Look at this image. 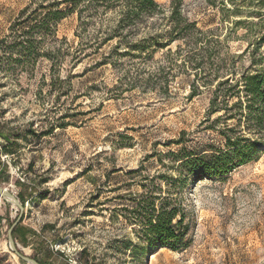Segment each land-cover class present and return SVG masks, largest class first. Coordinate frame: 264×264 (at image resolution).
Returning a JSON list of instances; mask_svg holds the SVG:
<instances>
[{
	"label": "rangeland",
	"instance_id": "rangeland-1",
	"mask_svg": "<svg viewBox=\"0 0 264 264\" xmlns=\"http://www.w3.org/2000/svg\"><path fill=\"white\" fill-rule=\"evenodd\" d=\"M155 1L168 12L171 0ZM178 1L200 30H213L228 66L240 54L238 72L264 70V0ZM27 5V14L39 7L38 0H0V40ZM77 26L76 13L66 16L30 55L6 47L10 40L0 44V186L17 199L24 194L20 250L46 264H264V153L225 175L188 174L167 152L222 140L201 124L209 90L191 97L193 71L171 63L176 43L149 59L105 61L116 40L77 55ZM158 173L184 177L174 190L189 223L179 251L148 246L124 217L141 184L166 188L150 182ZM0 201V264H28L6 238L19 211ZM132 245L140 248L131 252Z\"/></svg>",
	"mask_w": 264,
	"mask_h": 264
},
{
	"label": "trees",
	"instance_id": "trees-1",
	"mask_svg": "<svg viewBox=\"0 0 264 264\" xmlns=\"http://www.w3.org/2000/svg\"><path fill=\"white\" fill-rule=\"evenodd\" d=\"M38 4L39 7L29 14V5L21 10L10 26V33L0 40V44L10 40L6 47L30 55L34 43L52 34L56 24L73 13L77 14L78 20L79 48H74L77 55H82L87 47L93 46L96 50L116 40L105 61L113 55L145 60L164 48L170 52L168 47L176 43L172 53L176 57L171 63L193 71L191 97L199 94L201 86L209 90L207 116L201 124L206 123L203 129L217 132L222 140V146L207 144L198 151L182 147L176 152H167L188 174L225 175L239 165L257 160L264 153V70L238 72L234 64L240 54L233 55L228 66L226 57L220 54V40L213 30H200L194 21L182 14L179 1L171 0L168 12L155 0H38ZM107 14H113V23L94 27V20L103 21L102 17ZM156 18L159 23L155 22ZM35 33L38 40L32 39ZM85 35L86 39L83 38ZM55 51L64 53L60 48ZM42 53V56L50 57L49 53ZM156 75L150 73L148 79ZM2 150L7 151L5 146ZM155 179L162 180L166 188L161 184H153L150 188L141 184L143 191L132 196V205L128 209L130 216L124 217L140 227L148 246L179 251L185 246L189 223L174 190L184 177L182 180L158 173L150 178V182ZM23 195L19 192L17 197L24 206ZM17 235L21 238L26 235L19 223L12 231L14 240ZM138 248L140 245H132L131 252ZM86 254V248H82L79 259ZM32 257L39 264H46L45 259L37 255Z\"/></svg>",
	"mask_w": 264,
	"mask_h": 264
},
{
	"label": "water",
	"instance_id": "water-1",
	"mask_svg": "<svg viewBox=\"0 0 264 264\" xmlns=\"http://www.w3.org/2000/svg\"><path fill=\"white\" fill-rule=\"evenodd\" d=\"M0 200H3L7 203L12 204L16 209L19 211L13 222L10 224V226L6 230V238H7V243L9 246V249L13 253L15 257L20 259L21 261L28 263V264H39L33 257L28 256L24 254L20 248L18 247L17 243L15 242L13 236H12V231L17 226V224L21 221L23 211H24V206L20 203L19 199L16 198V196L9 191L8 189L0 186Z\"/></svg>",
	"mask_w": 264,
	"mask_h": 264
},
{
	"label": "bare ground",
	"instance_id": "bare-ground-1",
	"mask_svg": "<svg viewBox=\"0 0 264 264\" xmlns=\"http://www.w3.org/2000/svg\"><path fill=\"white\" fill-rule=\"evenodd\" d=\"M1 202V201H0Z\"/></svg>",
	"mask_w": 264,
	"mask_h": 264
}]
</instances>
